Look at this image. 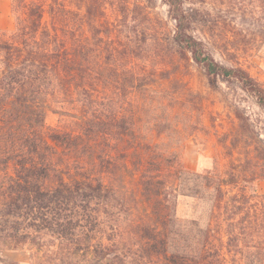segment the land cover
<instances>
[{
    "label": "trees",
    "instance_id": "1",
    "mask_svg": "<svg viewBox=\"0 0 264 264\" xmlns=\"http://www.w3.org/2000/svg\"><path fill=\"white\" fill-rule=\"evenodd\" d=\"M161 1L174 22L164 45L149 0L10 1L14 28L0 31V255L29 246L30 264H264L249 199L236 193L224 206L220 178L180 165L168 138L185 126L173 112L181 93L160 82L177 57L199 66L209 88L235 84L263 110L264 86L192 35L204 22L197 10ZM179 196L212 200L209 224L180 221Z\"/></svg>",
    "mask_w": 264,
    "mask_h": 264
},
{
    "label": "rangeland",
    "instance_id": "2",
    "mask_svg": "<svg viewBox=\"0 0 264 264\" xmlns=\"http://www.w3.org/2000/svg\"><path fill=\"white\" fill-rule=\"evenodd\" d=\"M10 1L0 0V31L4 33L14 28ZM149 1L152 14L160 21L156 24L158 44L164 45L174 22L161 0ZM185 7L197 10V18L203 19L191 33L205 44L213 58L225 66L242 67L264 86V0H184ZM174 59V74L160 86L181 93L173 112L185 126L168 138L171 146L178 149L180 165L220 178L224 206H230L228 201L234 194L245 195L249 199V218L257 219L264 227V110L237 85L219 83L211 89L199 66L188 59ZM58 121L59 117L47 113V125L56 126ZM211 208L212 200L207 196H179L176 216L180 221L196 219L207 226ZM220 213L224 219L225 209ZM30 254L29 246L6 251L0 255V264H30Z\"/></svg>",
    "mask_w": 264,
    "mask_h": 264
}]
</instances>
